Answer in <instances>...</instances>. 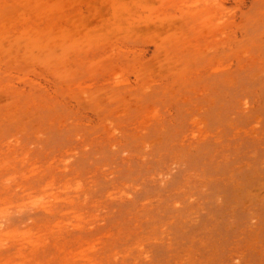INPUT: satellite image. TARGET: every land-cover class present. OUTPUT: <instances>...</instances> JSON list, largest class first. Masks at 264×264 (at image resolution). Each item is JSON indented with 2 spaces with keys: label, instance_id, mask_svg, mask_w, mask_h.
Wrapping results in <instances>:
<instances>
[{
  "label": "rangeland",
  "instance_id": "obj_1",
  "mask_svg": "<svg viewBox=\"0 0 264 264\" xmlns=\"http://www.w3.org/2000/svg\"><path fill=\"white\" fill-rule=\"evenodd\" d=\"M0 264H264V0H0Z\"/></svg>",
  "mask_w": 264,
  "mask_h": 264
}]
</instances>
